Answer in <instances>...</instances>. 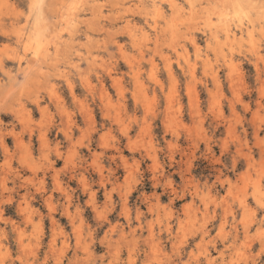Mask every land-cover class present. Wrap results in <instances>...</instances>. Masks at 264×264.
I'll return each mask as SVG.
<instances>
[{
    "label": "rangeland",
    "instance_id": "1",
    "mask_svg": "<svg viewBox=\"0 0 264 264\" xmlns=\"http://www.w3.org/2000/svg\"><path fill=\"white\" fill-rule=\"evenodd\" d=\"M0 264H264V0H0Z\"/></svg>",
    "mask_w": 264,
    "mask_h": 264
},
{
    "label": "bare ground",
    "instance_id": "2",
    "mask_svg": "<svg viewBox=\"0 0 264 264\" xmlns=\"http://www.w3.org/2000/svg\"><path fill=\"white\" fill-rule=\"evenodd\" d=\"M95 4V3H94ZM156 9V8H155ZM157 10H159L158 8H157ZM35 35V34H34ZM33 46V45H32ZM28 48V47H27ZM35 48V47H34ZM32 49V48H31ZM55 52V51H54ZM38 64V63H37ZM30 68V67H29ZM28 68V69H29ZM26 71V70H25ZM23 72V71H22ZM27 72V71H26ZM29 72V71H28ZM24 73V72H23ZM28 74V73H27ZM119 154V153H118ZM121 154V153H120ZM123 163V162H122Z\"/></svg>",
    "mask_w": 264,
    "mask_h": 264
}]
</instances>
